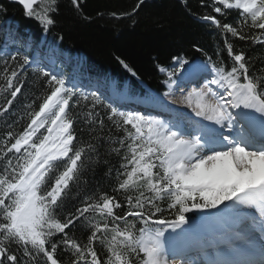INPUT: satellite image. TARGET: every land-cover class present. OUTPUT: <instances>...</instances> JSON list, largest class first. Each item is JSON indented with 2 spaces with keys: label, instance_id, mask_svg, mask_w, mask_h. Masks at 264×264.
<instances>
[{
  "label": "snow or ice",
  "instance_id": "6c2138e0",
  "mask_svg": "<svg viewBox=\"0 0 264 264\" xmlns=\"http://www.w3.org/2000/svg\"><path fill=\"white\" fill-rule=\"evenodd\" d=\"M13 2L45 33L55 25L58 0ZM200 3L210 12L189 14L216 29L223 47L216 59L177 54L169 68L159 67L162 98L101 84L86 90L9 41L0 45V264H197L187 258L195 227L187 214L222 205L264 241V52L247 56L233 44L264 46V0ZM71 4L78 9L80 0ZM232 11L235 25L218 18ZM29 69L39 92L22 91ZM100 163L108 165L115 194L89 186ZM241 209L249 214L241 217ZM78 227L85 238L76 237ZM247 246L200 251L205 264H264V247L256 260L254 242Z\"/></svg>",
  "mask_w": 264,
  "mask_h": 264
},
{
  "label": "trees",
  "instance_id": "16d2710c",
  "mask_svg": "<svg viewBox=\"0 0 264 264\" xmlns=\"http://www.w3.org/2000/svg\"><path fill=\"white\" fill-rule=\"evenodd\" d=\"M137 4L138 0H80L77 9L71 0H58L59 11L54 16L56 23L45 33L39 23L28 18L20 7L0 0V25L4 32L0 34V45L7 40L10 48H19L30 57L35 47L42 52L54 50L62 53L65 63L55 68L69 79L81 83L101 80L112 84L116 92L133 97L149 92L160 94L165 78L159 73V67L169 68L172 57L177 54L191 60L204 59L207 53L216 59L217 47H223L222 37L216 29L197 20L187 10L210 12V9L201 7L200 0H187V4L181 0H144L138 8ZM218 18L234 25L237 23L235 11L226 18ZM18 37L29 43L27 49L17 41ZM229 38L232 39L230 35ZM13 40L15 44L11 43ZM233 44L237 50L242 48L247 56L264 52V46L252 45L251 41L233 40ZM196 47L203 52H197ZM222 57L227 64L230 58L226 50ZM121 60L137 75L132 76ZM260 63L258 60L257 68ZM27 77L28 82L22 91L39 92V88L31 85L34 77L30 69ZM14 106L19 107V104L14 102ZM0 131H3L2 126ZM108 159L111 164L119 166L118 157ZM107 168L108 165L100 163L94 174L89 173V186L92 189L99 186L103 191L115 194L112 193L114 179L105 176ZM75 203L69 202L68 207ZM194 212L188 213L187 217ZM73 231L78 238L87 235L79 227Z\"/></svg>",
  "mask_w": 264,
  "mask_h": 264
},
{
  "label": "bare ground",
  "instance_id": "6f19581e",
  "mask_svg": "<svg viewBox=\"0 0 264 264\" xmlns=\"http://www.w3.org/2000/svg\"><path fill=\"white\" fill-rule=\"evenodd\" d=\"M177 97H179V92H177ZM169 107L178 108L179 111L191 115V110L183 105L174 104L169 105ZM149 111L153 110L149 109ZM154 113H161L166 119L168 118V114L161 110H156ZM248 214L247 209L240 210L241 217ZM210 215L211 218H208ZM193 224L195 226L194 233L189 241L187 258L196 261L197 264H205L208 257L200 249L207 248L208 244L220 245L221 251H226L225 245L227 244L238 245L242 250L247 251V240L249 239L255 244V256L253 258L260 259V249L264 247V241H262L260 234L251 226L242 230L239 217L233 215L228 208L215 210L211 214L190 220V225ZM185 227L187 228L189 225ZM177 264L180 262L177 261Z\"/></svg>",
  "mask_w": 264,
  "mask_h": 264
},
{
  "label": "rangeland",
  "instance_id": "374dc122",
  "mask_svg": "<svg viewBox=\"0 0 264 264\" xmlns=\"http://www.w3.org/2000/svg\"><path fill=\"white\" fill-rule=\"evenodd\" d=\"M19 42H20V45H22V46H26V42L25 41H23V40H19ZM33 55H35L34 57L36 58V56H40L42 53H40L39 51H38V49L37 48H34L33 50ZM57 59H58V62L60 63V64H64L65 63V58L63 57V56H58L57 57ZM55 62V58L53 57V60H50V61H48V63L47 64H49V65H46V63H44V61L42 62L43 63V65L45 66V67H47L48 69H50V70H52V71H54V72H57V71H55L54 70V68L52 67V66H50V64H52V63H54ZM57 73H59V72H57ZM161 73V72H160ZM162 75H164L163 73H161ZM165 76V75H164ZM83 85V84H82ZM84 86V88L87 90V89H89V88H92V87H94V86H96V85H94V84H86V85H83ZM164 87H165V90H166V86L164 85ZM108 92H110V90H107ZM162 98V97H161ZM141 110L142 111H144V109L143 108H141ZM225 207L222 205L221 206V208L220 209H214L213 211H215V210H222V209H224ZM212 211V212H213ZM203 215H205V214H203ZM202 215V216H203ZM201 216V217H202ZM190 221V220H189Z\"/></svg>",
  "mask_w": 264,
  "mask_h": 264
},
{
  "label": "water",
  "instance_id": "95a60500",
  "mask_svg": "<svg viewBox=\"0 0 264 264\" xmlns=\"http://www.w3.org/2000/svg\"><path fill=\"white\" fill-rule=\"evenodd\" d=\"M7 3H9V4H12V5H16V6H18V7H20L22 10H23V8H22V6L21 5H19L18 3H15V2H13V0H5ZM24 11V10H23Z\"/></svg>",
  "mask_w": 264,
  "mask_h": 264
}]
</instances>
